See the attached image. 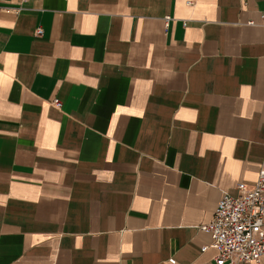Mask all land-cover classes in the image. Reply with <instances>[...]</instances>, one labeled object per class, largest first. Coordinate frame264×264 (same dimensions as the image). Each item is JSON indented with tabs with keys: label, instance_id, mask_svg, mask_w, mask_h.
Masks as SVG:
<instances>
[{
	"label": "crops",
	"instance_id": "0c3cea01",
	"mask_svg": "<svg viewBox=\"0 0 264 264\" xmlns=\"http://www.w3.org/2000/svg\"><path fill=\"white\" fill-rule=\"evenodd\" d=\"M263 7L0 0V264H216L201 226L264 169Z\"/></svg>",
	"mask_w": 264,
	"mask_h": 264
},
{
	"label": "built area",
	"instance_id": "2783aa9c",
	"mask_svg": "<svg viewBox=\"0 0 264 264\" xmlns=\"http://www.w3.org/2000/svg\"><path fill=\"white\" fill-rule=\"evenodd\" d=\"M261 19L264 24V7ZM36 34L43 35V28L38 27ZM54 103L62 106L58 99ZM201 229L211 235L218 250L216 264L259 263L264 257V169L252 185L239 182L236 193L223 191L212 220Z\"/></svg>",
	"mask_w": 264,
	"mask_h": 264
}]
</instances>
